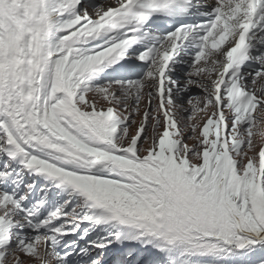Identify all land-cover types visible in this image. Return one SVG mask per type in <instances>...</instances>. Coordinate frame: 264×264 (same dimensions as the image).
I'll use <instances>...</instances> for the list:
<instances>
[{"label": "snow or ice", "instance_id": "1", "mask_svg": "<svg viewBox=\"0 0 264 264\" xmlns=\"http://www.w3.org/2000/svg\"><path fill=\"white\" fill-rule=\"evenodd\" d=\"M0 264H264V0H0Z\"/></svg>", "mask_w": 264, "mask_h": 264}]
</instances>
